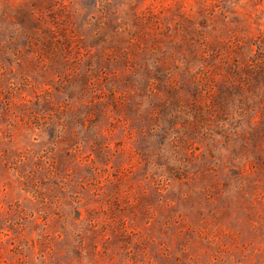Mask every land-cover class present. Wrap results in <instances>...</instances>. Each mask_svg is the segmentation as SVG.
<instances>
[{
	"label": "rangeland",
	"instance_id": "374dc122",
	"mask_svg": "<svg viewBox=\"0 0 264 264\" xmlns=\"http://www.w3.org/2000/svg\"><path fill=\"white\" fill-rule=\"evenodd\" d=\"M0 264H264V0H0Z\"/></svg>",
	"mask_w": 264,
	"mask_h": 264
}]
</instances>
